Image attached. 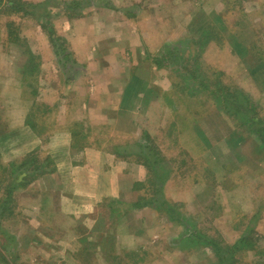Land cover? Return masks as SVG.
<instances>
[{"label":"rangeland","instance_id":"1","mask_svg":"<svg viewBox=\"0 0 264 264\" xmlns=\"http://www.w3.org/2000/svg\"><path fill=\"white\" fill-rule=\"evenodd\" d=\"M183 2L180 12H172L175 0L168 14L153 12L147 23L161 16L166 30L156 37L159 27L145 23L155 39L140 58L121 55L111 65L119 78L109 84L104 76L61 73L77 64L50 32L66 8L50 22L47 2L0 0V264H264V0ZM170 14L177 25H167ZM66 96L86 107L123 104L117 131L71 113V133L84 139L97 132L105 148L136 152L130 159L143 179L140 193H114L93 210L97 222L88 217L70 230L42 207L53 191L33 185L55 170L49 150H34L32 135H19L43 130ZM82 138L74 145L82 147ZM144 157L159 158L163 168H146ZM32 207L43 213H26ZM44 211L55 215L51 227L46 219L31 223L48 217ZM191 234L194 242L214 239L220 257L209 246L188 245ZM243 236L250 245L236 250Z\"/></svg>","mask_w":264,"mask_h":264},{"label":"crops","instance_id":"2","mask_svg":"<svg viewBox=\"0 0 264 264\" xmlns=\"http://www.w3.org/2000/svg\"><path fill=\"white\" fill-rule=\"evenodd\" d=\"M37 1L43 3L44 6L47 2L48 13H53L50 15V22L56 18L55 10L60 11L62 8H66L64 19H59L56 24L53 22L55 31L50 32L53 35L57 33L69 45L67 57L71 62L76 61L77 64L72 68H67L66 71L62 70L61 73L65 74L69 70L73 71L74 75H79V77L91 76L95 80H100L104 76L107 77L105 81L109 84L116 82L119 78V74L114 72L115 69L111 65L115 62L118 63L121 55L133 56V59L140 58V55L144 54L142 50L147 52L146 46L155 39V37H147L148 32L145 33L147 20L152 19L154 14L161 15L162 12L168 14L169 8L172 6L169 5L172 0H167L166 4H163L165 0H65L64 6L56 3L57 0ZM175 1L178 9L172 12L177 13L181 11L180 7L184 2L183 0ZM194 6L195 2L188 11L192 13ZM71 12H79L80 14L72 15ZM153 12L155 13L153 14ZM160 21L161 16L158 22L151 20V23H155V27H159L158 31L156 30V37H161L160 30H166L167 28L164 27L166 22L163 20L161 25ZM166 21L167 25L169 23L173 24V21L177 25V20L171 14V22ZM151 23L148 24L149 29H152ZM55 57L57 56L55 55ZM65 59L67 60V58ZM72 85L68 90H62V88L56 90V92L62 90L65 94L66 92L69 94L73 90ZM78 91L82 92L83 90L78 89ZM100 91L102 90H97L98 93ZM64 98H67V96L62 97V103L58 107L59 116H54L58 120L52 116L47 117L46 126L43 130H39L37 127L35 130L33 126L30 130H27L28 127L22 128L19 130V135L20 139L23 140L32 135L31 140L33 142L31 146L34 150L36 148L49 150L54 161L55 170L52 173H45L46 175L37 177L33 185L35 189L40 190L43 188L47 189L48 192L53 191L49 201L43 203L49 206L44 207L43 205L42 207L44 210L48 209V212L53 209L56 216L67 222L66 224L69 225L70 230L71 228L82 227L88 217L91 218V221L97 222L99 219L97 215H93V210L101 206L104 200L113 196L114 193L115 197L130 198L136 192L140 193L135 187L137 182L142 183L143 179H136L139 164L133 163V159H130L136 152L127 150V154H124L119 148H105L102 143L105 141L103 135L100 133L97 135V132H91V135L86 133L89 137L84 139L80 133L78 135L71 133L73 130L72 125L75 124V121H71V113L77 115V117L83 115L84 118L89 120L91 126H102L103 124L108 126L110 124L117 131L115 124H120L121 111L119 109H125L123 104L117 102L106 106L99 105L98 108L95 106L86 107L82 98L78 99L76 97L73 99L71 96V99L67 98V101ZM88 108L96 113L94 118H92ZM122 135L128 137L129 134L124 132ZM122 135L118 137H122ZM81 138L85 140L83 144L81 143L82 147L80 145L75 146L74 141L81 140ZM91 142H95V144L93 145ZM24 151L26 153L27 150ZM45 186H48V188H45ZM33 195L40 197L38 193ZM142 206L150 205L147 202ZM33 208L26 213L30 215L40 213L39 216L43 213V209L42 212L36 211L33 213ZM76 209L81 212H76ZM47 215L48 217L44 216L42 220L33 217L31 223L38 220L43 222L46 219L47 222H43V226L51 227L49 221L54 222L53 217L55 215L51 216L50 213ZM94 225H92L93 228L98 226V224ZM131 235L130 232L128 236L131 237Z\"/></svg>","mask_w":264,"mask_h":264},{"label":"trees","instance_id":"3","mask_svg":"<svg viewBox=\"0 0 264 264\" xmlns=\"http://www.w3.org/2000/svg\"><path fill=\"white\" fill-rule=\"evenodd\" d=\"M200 114L199 112H198V110H194V114ZM252 121V123H254V121L253 120H251ZM263 126V125H262ZM262 126L259 128V132L260 131H264V128H262ZM262 133V132H261ZM198 135H200L201 137H202V139H203V136L200 134V133H198ZM199 136V137H200ZM200 140V139H199ZM204 140V139H203ZM201 142V141H200ZM206 143H207V141H205ZM208 145V144H207ZM161 160L159 159V158H146V157H144L143 158V162H144V164L146 165V168H154L155 169V173L157 172L158 173V171L160 170V168H163V166L161 167V162H160ZM164 161V160H163ZM206 169V168H205ZM204 170V169H203ZM162 187H163V185H160V186H158V190L159 191H161L162 190ZM154 203V200H152V201H149L148 202V205H152ZM137 207H139L140 205H136ZM195 236V235H194ZM194 236H193V234H191V236L189 235V237L186 239L187 241V244L189 245V244H191L190 246H193V245H204V246H209V247H211L212 248V250L211 251H213L215 254H214V256H216V258H219L220 257V252H221V246H219V245H217L215 242H214V239H211V238H206V239H204L203 241H200V242H198V241H195L194 242V240H193V238H194ZM249 245H250V243L248 242V236L247 237H245V236H243L242 237V239H241V241H239L238 243H237V245H236V247H235V249L236 250H239V249H241V248H247V247H249ZM217 253V254H216ZM226 264H227V261L225 262Z\"/></svg>","mask_w":264,"mask_h":264}]
</instances>
